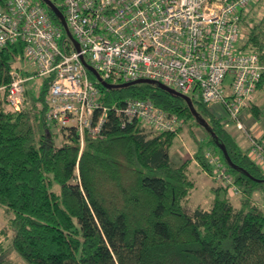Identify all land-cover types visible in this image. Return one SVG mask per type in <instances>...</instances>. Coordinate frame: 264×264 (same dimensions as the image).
<instances>
[{
	"label": "trees",
	"instance_id": "1",
	"mask_svg": "<svg viewBox=\"0 0 264 264\" xmlns=\"http://www.w3.org/2000/svg\"><path fill=\"white\" fill-rule=\"evenodd\" d=\"M39 1L66 39L60 19ZM52 1L64 16L60 1ZM259 1L240 12V48L256 52L264 65V11L256 17L253 10ZM23 45L0 47V87L11 81L13 69L23 78L31 75L24 65L14 66L24 59ZM30 81L19 109L0 90V205L11 215L0 229V264H264V205L250 198L264 189V172L240 146L235 129L199 98L189 97L195 115L185 99L157 83L99 85L106 107L149 99L191 128L192 122L205 124L208 143L218 148L213 152L242 194L237 206L224 196L206 209H186L189 163L195 160L208 175L210 167L208 146H198L193 160H171L169 150L182 127L148 131L136 120L122 127L110 108L101 135L85 137L81 146L75 129L46 121L47 80L36 95L26 86ZM255 93L261 103L254 102ZM261 98L264 70L245 107L254 123L264 125Z\"/></svg>",
	"mask_w": 264,
	"mask_h": 264
},
{
	"label": "built area",
	"instance_id": "2",
	"mask_svg": "<svg viewBox=\"0 0 264 264\" xmlns=\"http://www.w3.org/2000/svg\"><path fill=\"white\" fill-rule=\"evenodd\" d=\"M59 1L78 49L63 39L39 0H5L0 8V47L22 42L24 62L33 67L25 66L31 69L28 78L13 69L11 81L0 87L11 108H20L24 83L40 78L48 82L46 121L75 129L81 146L85 137L101 135L110 108L122 127L135 120L158 132L184 125L149 99L104 106L100 83L84 60L110 84L148 78L207 106L218 104L228 117L225 126L243 132L249 157L264 172V130L247 129L242 122L264 70L256 52L240 48V12L255 0ZM204 157L212 181L237 195L219 155L207 149Z\"/></svg>",
	"mask_w": 264,
	"mask_h": 264
},
{
	"label": "rangeland",
	"instance_id": "3",
	"mask_svg": "<svg viewBox=\"0 0 264 264\" xmlns=\"http://www.w3.org/2000/svg\"><path fill=\"white\" fill-rule=\"evenodd\" d=\"M253 10L255 11L256 17H261L264 11V0H260ZM23 60L24 59H20L16 61L14 63V66L18 68L21 65L24 66L27 65L29 67H32L29 63L27 64V62H24ZM33 80L34 81L28 82V85L26 86L27 88H30V90H32L31 92L34 95H36L37 92L39 91V86L43 81V79L39 78ZM229 81H230V77L228 76L225 79V82L229 83ZM258 99L259 97L255 93L254 102L261 103L260 100ZM208 108L216 117L221 118L222 120L228 119L224 110L218 104L209 105ZM242 122L244 127L247 129L252 128L254 130L258 128L260 130H264L263 129L264 125H262L258 121L254 123L255 122L254 118L247 113L246 108L244 109L243 112ZM191 125L192 128L188 126L186 123L182 126L181 132L178 133L179 135L175 138L169 150L170 158L176 164L182 162V160L187 159L189 157L193 160L194 151L198 146H203L204 149H206L205 146H208V149L211 151L218 149L214 145L208 143V137L205 128H201L194 122H192ZM145 127L147 128L148 131H154L153 129L147 126ZM235 131L237 132L236 139L239 142L240 146L246 149V147L248 146V141L245 135L243 134V132L237 129H235ZM59 139L60 138L57 137V141ZM200 166H197L195 164V160L194 162L192 161V163H189L188 165V175L189 178L192 180V185L189 187V198H188V202L186 203V209L193 210L195 207L198 206L206 209L211 205L214 199L223 198L224 196H227V198H229V200L232 202L233 205L235 206L239 205V202L241 201L242 198V194L239 195L232 194L230 192L224 191L223 189H220L219 191L216 192L214 189L219 186H217L212 181V179L209 177L207 172L202 170ZM250 198L264 205V189L253 191L250 194ZM10 216L11 215L6 212L5 208L0 205V229L7 223ZM9 257L13 259L16 258L12 252L9 253Z\"/></svg>",
	"mask_w": 264,
	"mask_h": 264
},
{
	"label": "water",
	"instance_id": "4",
	"mask_svg": "<svg viewBox=\"0 0 264 264\" xmlns=\"http://www.w3.org/2000/svg\"><path fill=\"white\" fill-rule=\"evenodd\" d=\"M42 1L60 19V21L62 22V26L64 28V32H65L66 36L75 44L76 49H78V45H77L75 39L73 38V36L71 35V33H70V31H69V29L67 27L66 21H65L64 16H63V13L56 7V5L53 3L52 0H42ZM82 62L84 64V66L98 80L100 85H102L106 89H110V88H113V87H122V86L137 84V83H157L165 91L173 93V94H177V95L181 96L183 99H185L187 101V103L189 104L190 108L192 109L193 113L196 115L195 111L193 110V108L191 106V100H190V98L188 96L183 95V94L175 91L174 89H172V88L160 83L159 81L148 79V78H139V79H135V80L128 81V82H123V83H118V84H110V83L104 81L103 79H101V77L98 75V73L90 65H88L84 60H82ZM201 121H202V123H204L203 120H201ZM203 125H204V127L206 129H208L205 124H203ZM219 148L222 149V146H219ZM222 151L225 154V150L222 149ZM226 160H228V157H226Z\"/></svg>",
	"mask_w": 264,
	"mask_h": 264
},
{
	"label": "crops",
	"instance_id": "5",
	"mask_svg": "<svg viewBox=\"0 0 264 264\" xmlns=\"http://www.w3.org/2000/svg\"><path fill=\"white\" fill-rule=\"evenodd\" d=\"M24 69H27V70L29 69V72H31V69L30 68L25 67ZM195 164L198 166V164L196 162H195Z\"/></svg>",
	"mask_w": 264,
	"mask_h": 264
}]
</instances>
